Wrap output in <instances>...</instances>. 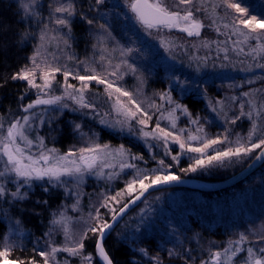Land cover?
Instances as JSON below:
<instances>
[{
  "label": "rangeland",
  "instance_id": "1",
  "mask_svg": "<svg viewBox=\"0 0 264 264\" xmlns=\"http://www.w3.org/2000/svg\"><path fill=\"white\" fill-rule=\"evenodd\" d=\"M24 4L30 6V12L32 13L35 9L40 6V4H47L49 9H51V15L53 13L52 9L56 6L55 0H23ZM63 1V0H62ZM110 1V0H109ZM116 1L113 4L117 8L123 7L127 12L125 7L124 0H113ZM112 1V2H113ZM242 0H239V4L242 3ZM60 3H63L59 0ZM111 2V4H112ZM216 0H197V4L203 9H207V13L210 15L212 12V5ZM264 4V0H261ZM110 3V2H109ZM66 4V3H65ZM51 5V7H50ZM108 5V3H106ZM245 5V4H244ZM240 4L241 7L244 6ZM249 7L248 5H246ZM244 8V7H243ZM246 9V8H244ZM121 11V9H119ZM232 12L233 16H240V13H236L234 10H229ZM128 14H130L128 12ZM66 15V14H58ZM196 15L204 21L205 27L202 29L200 37H186L179 38L175 34L178 33L175 29H163L158 33L157 29L141 30L144 35L149 39V46L152 47V54L160 57L163 62H160L161 70L164 76L168 79L166 87L161 93H167L171 96L174 103L169 102L167 99H161L159 95L156 105H162L160 108H155L156 118L153 121V126L148 125L145 130H151L155 127L157 118L160 117L161 113H164L165 116L171 108H175L176 104L182 105L185 107L180 99L183 95L192 94L197 97L203 98L210 110L213 112L215 117L220 121L232 120L236 116H240L241 105H243V111L245 115L241 116L236 123H230L233 130L228 133L230 140H235L239 137H247L248 132L250 131V124L252 120H255L257 124V132L253 136V141L258 142V138L264 133V67L259 65H264V52L253 51L256 47L258 41L255 39H250L246 43H234L238 40H243V37L232 34L230 19H217L215 26H208L211 24V19L206 18V13L204 11L196 13ZM224 15L223 9H216V17L219 18ZM244 15V14H243ZM131 17V14L129 15ZM46 19V24L49 25L48 37L49 41L45 43L44 47L40 49L41 56L37 57V62L41 60H47L50 63L59 64L64 67L65 70H70L74 73L84 74V69L86 67L92 68L93 65L97 64V67L100 68V71L103 74L111 73L113 70L120 72L123 76L124 74L131 73V70L128 69L127 65L124 63L132 65L136 69V84L134 91L137 95H141L145 90L144 84L141 82L140 75L142 73L136 68L135 63L127 60L129 52L125 51V54L121 53L123 49L122 45L115 40H111L114 43H111L115 46V50L118 49L121 53L123 60H114V55L105 46L99 47V54L97 55V60L92 62H76V56L73 51L70 50L69 43V26L60 27ZM70 23L73 21L72 16L69 17ZM132 22H136L131 19ZM138 24V23H137ZM229 24L228 28H225L224 25ZM45 23L43 22V26ZM239 27L247 32L248 29H244L243 25ZM219 28V31L216 30ZM55 29V31H53ZM141 29V28H140ZM258 33H264V29L257 28ZM207 33L212 34V36L207 37ZM182 34V33H181ZM52 37H63L67 40V44L63 43L61 39H52ZM111 37V36H110ZM161 37L166 41V45L161 44ZM109 38L107 35L103 34L97 35L98 42H102ZM111 39H113L111 37ZM40 40L38 44H40ZM204 43H208V47H203ZM259 43L264 44V39L260 40ZM114 51V49H113ZM37 49L34 51L35 55ZM32 55V56H33ZM120 56V55H119ZM118 56V58H119ZM101 57L103 59L101 60ZM227 57V59H225ZM121 58V57H120ZM119 58V59H120ZM117 60V61H116ZM32 64V61H31ZM120 65L119 69H116V65ZM168 66V69H167ZM182 68V73L184 78L180 79L179 72L176 69ZM106 70V71H105ZM124 71V72H123ZM63 74H56V81L63 83ZM108 79L115 80L113 76H108ZM214 81L209 86L214 87V93H209L206 87V84ZM25 82V81H24ZM37 83H42L39 78H37ZM69 82L80 86V82L77 80L69 78ZM117 83V80H116ZM262 83V84H259ZM29 96L27 100L21 102L20 108L18 111L10 112L6 116L0 119V122L4 125V130L6 132L9 122H15L19 120L20 123H23L20 119L23 115H28L30 117V127L27 129V135L29 139L33 140L31 147V154L37 155L38 151L44 150L41 149L38 145V138H43L44 146L46 149H56L55 142H51L55 139V135L51 136L50 127L48 125L51 123L54 116L58 117L64 116V123L69 124L71 128L74 129L75 139L81 147L86 146L90 141H95L101 145H109L110 150H115L120 146L117 142H102L99 138V135L102 131L107 133L108 136H113L115 139L127 138L132 145L140 146L144 151L142 154L144 160L135 161L141 169H147V166H150L148 169H155L159 167L157 161L164 159L165 163H176L171 159V155H165L163 142L154 141V140H144L139 135L140 126L135 123V121L130 122L133 125V131L130 132L127 129L124 131L113 130L108 127L106 124L100 123L101 118L111 123H115L116 120L123 119L112 109V104L114 103L115 97L112 100H109L108 96L105 94V86L102 84H97L95 81L90 82L89 89L86 91L85 99L87 102L94 105L92 108H80L78 105L73 104L71 100H65L64 103L69 104V108L65 109L58 107L57 105H37L34 109L25 110L26 106L31 103L37 96L36 89H29ZM64 89L58 84L54 83L53 92L55 95H61ZM219 92V94H217ZM249 92L250 96L245 97L243 93ZM47 98V97H44ZM235 98V99H233ZM122 100L125 102L128 98L122 97ZM139 100V99H138ZM140 101V100H139ZM249 101H252L251 118L247 115L250 110ZM186 108V107H185ZM75 109V110H73ZM215 109V111L213 110ZM33 113L36 115L33 116ZM226 113V115H225ZM42 117V118H41ZM175 123L177 129H185V135L190 131L193 134H196L197 124H190L189 112L184 114L179 108L176 109L174 113ZM58 120V119H57ZM80 124L81 129L76 130L75 125ZM160 124L162 127L169 126L170 121L168 119H161ZM83 133L84 135H82ZM77 135V136H76ZM205 135V133H201ZM51 142V143H50ZM193 146H198L197 141L191 142ZM122 145V144H121ZM149 145H154V147L149 148ZM23 147V144H21ZM2 147V146H0ZM170 151L173 155L180 151L179 146L169 142ZM220 145H217L216 148L219 149ZM223 147V145H222ZM128 148V147H126ZM133 154L137 153L134 149L128 148ZM260 150H255L253 153H250L248 156L241 158H232L231 161H225L223 165L214 164L213 166L197 169V172L200 174H208L209 170L215 168H225L227 166L238 165L242 162L243 159L257 155ZM211 153V150H209ZM67 153V152H65ZM64 152L58 150L57 155H63ZM197 154L194 153H185L181 155L180 161L188 168L193 160L190 157H195ZM155 157V159H153ZM3 161H6V158L2 156L0 152V170H3ZM252 162V161H251ZM250 162V163H251ZM42 163V162H41ZM116 163V162H113ZM249 163V164H250ZM248 164V165H249ZM170 168H166L163 171H169ZM104 173L107 174L113 171H119L118 167L115 168H104ZM132 170H125L120 176L109 180L107 175L103 178H98L95 175L85 174L83 181L79 185V203L76 204V209L73 211L72 205L76 202L77 197L71 196L69 193L74 190L73 181L71 178L65 177L64 179L69 181L68 189L66 190L63 187H53L47 184V178L44 180H35L31 182V186L23 185L22 194L24 190L27 191V196L32 195L33 190L38 193L45 192L43 189L45 187L49 188L47 192H53L60 197L61 203L49 214V221L46 224L41 237L37 238V241L40 242L43 249L42 251L51 253L52 247L57 249H62L65 247L67 241L65 239V226L68 228L69 232L78 233L84 227L83 221L87 220L91 215H94V209L98 206V199L100 194L104 193L107 195H115V193L125 187V181L130 178ZM200 180V179H199ZM14 181V177L0 178V185H3L6 189V195L0 197V204L6 203L7 206V230H6V240L10 241L16 238L26 239L28 236L27 233L29 230L23 229L22 225L19 223V219L13 217L11 214L10 207L14 206L16 209L23 206V200L16 199L11 196V193L15 191L16 187L19 186V182ZM225 181V180H224ZM208 184L209 183L204 181ZM217 184V183H216ZM231 193V192H230ZM32 197V196H30ZM29 197V198H30ZM264 179L256 178L250 184L246 185L242 190L237 192H232L229 194H224L219 197H207L197 193H187V192H171L163 193L156 196L152 202L148 201V204L143 208H140L137 212L130 215L129 218L123 222L122 227L119 230L116 237L124 241L126 238L127 241H130L137 237L139 231L150 227H156V221L164 223L166 233L162 232V239L165 242H168L170 238H175L173 236L174 226L170 224L168 219L169 214L173 215V218L176 219V223L180 226L182 223H185L184 226H188V219H194L202 223L206 228H218L219 226L224 229L226 228V234L224 237V246L220 249H212L217 246H212L209 249H203L201 247V258L197 264H247V248L252 247L257 255L259 256V249L264 247V241H255L253 236V228L256 224L258 226L264 227V205H260V202H264ZM125 195V200H127ZM86 201V202H84ZM180 202V203H178ZM255 204L259 205L256 208L253 207ZM122 205H115L118 209ZM9 207V208H8ZM177 208V209H175ZM9 209V210H8ZM141 209H145V212H141ZM180 209V210H179ZM178 210V211H176ZM102 212L108 213L106 219H110V213L108 209H101ZM61 212L64 213L63 218L59 215ZM259 212V213H258ZM260 216L255 224H252L247 231H236L238 225L237 221L242 220H251L256 216ZM190 216V217H189ZM166 218V220H165ZM173 219V220H174ZM53 220H61V223L53 224ZM236 221V222H235ZM169 223V224H167ZM174 223V222H172ZM171 230V231H170ZM260 234L264 235V229L259 228ZM160 234V231L158 232ZM244 234L247 239L244 243L240 245H233L230 248L228 253H225L224 249L229 247V241H236L239 239L240 235ZM161 235V234H160ZM166 247V246H165ZM235 247H240L241 252L237 253L236 256H232L231 252ZM170 249V246L166 247ZM142 255H145L141 249H139ZM172 252L171 249L168 250ZM205 253H204V252ZM215 252L220 253L219 261H214L212 254ZM174 253V252H172ZM176 253V252H175ZM86 255L83 251L81 255L71 256L67 252L57 251L52 253L47 257L49 264H66L69 259H75L80 262V264H87L83 260ZM45 259V257H42ZM5 261V260H2ZM65 261V262H64ZM155 264H161L157 260H153Z\"/></svg>",
  "mask_w": 264,
  "mask_h": 264
},
{
  "label": "snow or ice",
  "instance_id": "2",
  "mask_svg": "<svg viewBox=\"0 0 264 264\" xmlns=\"http://www.w3.org/2000/svg\"><path fill=\"white\" fill-rule=\"evenodd\" d=\"M93 5L98 9L100 6L106 4V0H92ZM125 7L131 14V18L138 23L145 30L157 29L158 33L163 29H177L182 33H186L188 37H200L202 29L205 27L204 21L200 19L196 13L204 11L206 18L211 19V24L208 26H215L217 19H230L232 21L231 28L232 34L243 37V40L235 41L234 43H246L250 39L258 41L253 51L264 52V44L259 43L264 39V33H258L257 28L264 29V18L257 19L255 15L245 16V9L240 6L238 2L234 0H216L212 5V12L209 15L207 9H203L197 4V0H124ZM23 11L26 14H32L30 12V6L24 4ZM51 7V5H50ZM223 9L224 15L217 18L216 9ZM240 13V16H233L232 12ZM53 13L66 14L60 16L50 17L51 22L60 27H68L70 25L69 17L74 15V5L72 3H60L57 0V6L52 9ZM81 19L91 26L94 24L93 19L87 18L82 15ZM239 25H243L244 29H248L247 32L243 31ZM225 28L229 27V24L224 25ZM99 28L107 32L106 24H100ZM219 31V28H216ZM49 25L45 24L41 29L39 36L40 44L37 45V52L30 59L32 61L31 66H25L21 71L14 74L12 80L25 81L29 89H36V98L26 106V111L34 109L37 105H57L62 108H69V104L64 103L65 100H71L73 104L78 105L80 108H92L93 104L86 101V91L89 89V84L95 81L97 84L105 86V94L109 100L115 97L112 109L123 119L116 120L115 123L101 118L100 123L106 124L113 130L133 131V125L130 123L135 121L140 126L139 135L144 140L162 141L165 155H171L173 162L179 163L181 155L185 153L197 154L195 157H190L193 163L182 171H197V169L213 166L214 164H220L221 166L225 161H231L232 158H241L248 156L255 150L259 149V154L256 159H264V133L258 138V142L253 141V136L257 132V124L255 120L251 121L250 131L247 137H237L235 140L229 139L228 130L225 129L223 137L217 135L214 138H208L204 133V128L199 124V119H190V124H197L196 134L188 132L185 135V129H177L175 123L174 113L177 108L182 113L187 114V108L182 105L176 104L175 108L168 110L167 115L161 113L157 118L156 125L151 130H145L148 127V122L152 119V116L144 108L143 103L136 100L133 93L118 86L116 80H122L123 75L113 70L106 75L101 73L97 74L94 68L86 67L84 74L74 73L70 70H65L63 66L55 63H50L47 60H41L37 62V57L41 56L40 49L44 47L45 43L49 41L48 37ZM55 31V29H53ZM110 35V33H109ZM52 39H61L63 43L67 44V40L63 37H52ZM161 44L166 45L167 41L161 37ZM208 43H204L203 47H208ZM127 52L133 51L128 48ZM121 53L125 54V50L121 49ZM103 57H101V60ZM227 59V57H225ZM128 69L135 72L136 69L132 65L124 62ZM264 67V65H259ZM116 69L120 68V65L115 66ZM106 71V70H105ZM63 74V83L56 81V74ZM108 76L116 77V80L108 79ZM80 82V86L70 83L69 78ZM37 78L42 83H37ZM54 83L58 84L64 89L61 95H55L53 92ZM245 97L250 96L249 92L243 93ZM161 99H167L169 102L174 103L172 98L167 93L160 94ZM47 97V98H44ZM122 97H127V101L122 100ZM235 99V98H233ZM250 110L247 115L251 118L252 101H249ZM162 105L149 104V108H160ZM264 107V106H262ZM240 116L234 117L230 123H236L241 116L245 115L243 111V105H241ZM75 110V109H73ZM215 111V109H213ZM36 114L33 113V116ZM226 115V113H225ZM42 118V117H41ZM23 123L19 120L15 122H9V126L4 130V125L0 122V152L2 156L6 158L3 161V170H0V178L14 177V181L19 182V186L15 191L11 193V196L23 200L27 191L24 190L22 194L23 185L31 186V182L35 180H44L47 178V184L53 187H63L68 189L69 181L64 179L65 177L71 178L73 181V188L69 194L77 197L76 202L72 205L73 211L76 209V204L79 203V191L75 190L79 188V185L84 179L85 174L95 175L98 178H103L107 175L109 180H112L125 172V170H132V174L128 180L125 181V187L118 190L115 195L100 194L98 200V206L95 207L94 215L89 216L87 220L83 221L84 227L78 233L69 232L65 226V239L66 245L62 249L52 247L51 253L41 251L39 255L45 257L43 264H49L47 259L52 253L57 251H63L69 253L71 256H78L82 254L85 248V240L88 238V233L96 235L95 254L99 257L102 264H114L110 254L106 251L104 246V239L106 235L111 233L115 223L119 222V218H122L123 214L130 205L140 201L146 197V194L150 189L167 185L175 182L179 179L178 176L171 172L163 171L166 168H171L170 164H166L164 159L157 161L159 167L155 169H141L135 161H142L144 157L142 154H133L130 149L124 145H120L115 150H110L109 145L95 143L90 141L86 146L77 150L69 151L63 155H57L56 149H46L44 146L43 138H38V145L41 149L37 155L31 154V147L33 140L29 139L27 135V129L30 125V117L23 115ZM161 119H168L170 121L169 126L162 127L160 124ZM76 130L81 129L80 124L75 125ZM84 135L83 133H81ZM179 146L180 151L175 155L172 154L169 147V142ZM192 141H197L198 146H193ZM23 144V147L21 146ZM217 145H223L222 148L217 149ZM154 145H149V148ZM211 150V153L209 152ZM155 159V157H153ZM42 162V163H41ZM116 162V163H113ZM118 167L119 171L104 173V168ZM43 191H49L48 187H45ZM6 195V189L3 185H0V197ZM125 195L128 197L125 200ZM46 203V201H45ZM144 203L147 205L148 201L145 198ZM115 205H122L118 209ZM101 209H108L110 213V219H106L108 213L102 212ZM141 212H145V209H141ZM63 218L64 213L59 214ZM53 224L61 223V220H53ZM247 237L241 234L236 241H229V247L225 248V253H228L233 245H240L246 241ZM264 240V236L260 237ZM143 251V249H141ZM240 247H235L231 252L232 256H236L241 252ZM8 248L5 246L4 251H0V257L7 256ZM260 255L258 256L252 247L247 248V264H264V247L259 249ZM172 254L171 252L169 253ZM214 261H219L220 253L215 252L212 254ZM83 260L87 264H92L93 257L91 255L84 256ZM19 264H26V262H19ZM34 264V262H32ZM203 264V262H202Z\"/></svg>",
  "mask_w": 264,
  "mask_h": 264
},
{
  "label": "trees",
  "instance_id": "3",
  "mask_svg": "<svg viewBox=\"0 0 264 264\" xmlns=\"http://www.w3.org/2000/svg\"><path fill=\"white\" fill-rule=\"evenodd\" d=\"M60 1L66 4L72 3L74 5V15H72L73 21L68 28L70 33V50L73 51L76 56L77 65L80 61L89 62L92 60L94 63V61L97 60V55L99 54L98 50L101 46H105L108 51L113 53L114 60H123L120 51L118 49L115 50V46L111 44L116 41L122 45L125 51L128 48L133 49V51L128 53L130 57H128L127 60H129V62H134L136 68L142 73V75H139L141 82L145 86V90L142 96L137 95L134 91L136 84L135 79L138 76L135 73L136 71L124 74L122 80H117V85L133 93L136 100H140V102L143 103L144 108L147 109L148 113L152 116L148 125L153 126V121L157 114L155 108H149V104L156 105L159 98L158 96L165 89L168 79L161 70L162 67L160 62H163V60L151 53L152 47L149 46V39L141 31L143 28L139 24L132 22V18L129 16L130 14H128L123 7L117 8L113 4L116 1L113 0H106L108 5L105 4L98 9L93 5L92 0ZM234 2H239V0H234ZM241 2L240 4H245L243 6L246 8L244 13L245 16L250 17L255 15L258 20L264 18V4H262L261 0H242ZM23 5V0H0V119L10 112L18 111L21 102L27 100L29 91L26 82L12 80L11 77L21 71L26 65L31 66L30 58L37 49L43 22L46 24V19L59 16L57 13L51 15V9H49L46 3L43 4V2L32 14H26L23 11ZM55 5L57 6V0H55ZM119 9H121V11H119ZM82 15L87 16L89 19H93L94 24L89 26L85 20L81 19ZM100 24H106L107 32L99 28ZM102 33L108 36L109 41L106 39L102 42H98L97 35H102ZM175 35L179 38H186L181 33H176ZM110 36L113 39H111ZM210 36H212V34L207 33V37ZM188 39L190 38L188 37ZM111 40L115 41L113 42ZM118 56L121 58L119 59ZM92 68L96 70L97 74L103 73L100 71V68L97 67V64L95 66L93 65ZM176 71L179 72L178 76L180 79H183L184 74L182 73V68H178ZM114 79L116 80V77H114ZM212 83L215 82L203 83L206 84L209 93L216 92L214 87H212L213 85L209 86ZM262 83H264V81ZM217 94H219V92ZM180 101L187 108L190 119H199V124L203 126L204 133L208 138H214L217 135L223 137L225 129L228 130V133L233 130V127L229 124L230 120L227 119L225 122L218 120L203 98L192 94H186L182 96ZM54 117L55 118L52 119L48 127H50L51 136L55 135V139L51 142H55L56 148L64 153L81 148L79 141L77 142L75 139L76 133L74 129L71 128L69 124L64 123V116L58 117V115H56ZM99 138L102 142H118L125 147L134 149L137 153H144L139 145H132L127 138H122L120 140L115 139L113 136H108L104 131L101 132ZM220 148H222V145H220L219 149ZM255 156L256 155L249 156L233 167L227 166L221 169H211L206 175L204 173L199 175L197 172L195 173V171H182L181 169L187 168L182 161L179 163H167L171 165V168L167 172H171L181 178H196L216 184L229 179L243 170ZM147 167L150 168V166ZM256 178L264 179V164L242 181L226 189L205 192L187 188H166L156 190L148 194L145 198L147 201L151 200L152 202L159 194L178 191L197 193L207 196L208 198L213 196L219 197L224 194L230 195L232 192H237V190H242ZM30 196H27V198L25 197V201L22 203L23 206L20 208L16 209L14 206L10 207L11 212H13L11 215L19 219V223L22 225L23 229H26V231L29 230L26 239L16 238L10 241L6 240V220L8 218L6 216V211L8 205L5 202L0 204V251H4L5 246L8 248L6 258L0 257V262L2 260H13L18 263L26 262V264H32V262H34V264H43L44 262V259L39 255L43 247L40 242L37 241V238L41 237L50 219L49 214L57 208L61 200L60 197L53 192L38 193L33 190ZM144 199L123 218L117 227L111 230L110 234L106 235L103 241L106 251L110 254L114 264H155L153 260H157L161 264H197L201 258L200 255L203 254L200 252L201 247L203 249H211L214 245L217 247L212 249H220L224 246L226 228L222 229L220 226L214 229L206 228L201 222L193 218L188 219L187 227L184 226L185 223L178 226L179 224L176 223V219L173 218L172 214H169L168 219L170 224L174 226L173 236L175 238H170L165 244H163L162 232L166 233L167 229H165L164 223L160 221H156L155 225L161 235L158 233L159 231L157 232L156 227L151 229L154 225H150V227L139 231L137 237L131 241L130 239L127 241V238L124 241L117 238V233L124 227V225L122 227L123 222L140 208L146 206ZM261 199L264 200V197ZM259 203L260 205H264V202L259 201ZM257 206L259 205L255 204L253 207L256 208ZM258 213L251 220L237 221L238 224L232 225H238L236 231H247L252 224H255L258 219L260 220ZM248 226L249 228H247ZM259 228L264 229L263 226H258V224L256 226L255 224V226L249 230H253L254 233L252 237L255 238V241H264L260 239V237L264 235L260 234ZM95 243L96 235L88 233L83 252L93 257L92 264H102V261H100L99 257L95 254ZM168 245L171 251L174 252H171V255L168 251L170 249L166 248ZM139 249H143L145 255H142L143 253H141ZM203 255H206V253ZM66 264H80V262L75 259H69Z\"/></svg>",
  "mask_w": 264,
  "mask_h": 264
},
{
  "label": "water",
  "instance_id": "4",
  "mask_svg": "<svg viewBox=\"0 0 264 264\" xmlns=\"http://www.w3.org/2000/svg\"><path fill=\"white\" fill-rule=\"evenodd\" d=\"M175 31L178 33H182L180 31H178L177 29H175ZM182 34H184L186 37H188L186 33H182ZM258 154H259V152H258ZM256 156L252 160V162L249 165H247L243 170H241L240 172H238L237 174L233 175L232 177H230L229 179H227L223 182H220L217 184H208V183H205L204 181L196 179V178H181V177H179V179L175 182H172V183L167 184V185H160V186H157V187L150 189L149 192L146 194V196L148 194L156 191V190L166 189V188H187V189H194V190L205 191V192L217 191V190L229 188V187L235 185L236 183L242 181L243 179H245L248 175H250L252 172L257 170L259 167H261V165L264 164V159H256ZM143 199L144 198H142L140 201H137L136 203L130 205L129 208L126 210V213L123 214L122 218H119V222L115 223L114 228L117 227V225L123 220V218L131 210H133L135 207H137L143 201ZM0 264H19V263L17 261H13V260H5V261H1Z\"/></svg>",
  "mask_w": 264,
  "mask_h": 264
}]
</instances>
